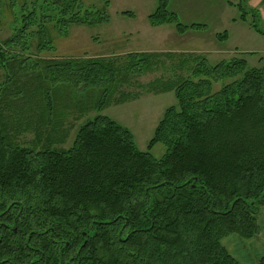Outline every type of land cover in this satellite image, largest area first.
I'll return each instance as SVG.
<instances>
[{"label":"trees","instance_id":"trees-1","mask_svg":"<svg viewBox=\"0 0 264 264\" xmlns=\"http://www.w3.org/2000/svg\"><path fill=\"white\" fill-rule=\"evenodd\" d=\"M157 2L148 16L152 26L173 24L178 33L198 27L179 21L168 0ZM236 5L245 21L247 7ZM6 6L0 1V23L10 29L0 41V264H242L222 239L259 232L264 66L236 56L212 65L204 55L178 53L170 71L188 76L154 81L152 89L173 91L176 103L165 108L146 150L99 113L59 147L64 139L54 132L66 133L65 92L84 98L95 90L96 110L102 109L130 76L171 56L133 52L119 65L109 58L33 61L30 45L53 51L55 34L107 22L106 8L83 0H6ZM24 128L40 132L39 147L17 142ZM157 142L166 147L158 158L149 152Z\"/></svg>","mask_w":264,"mask_h":264},{"label":"rangeland","instance_id":"rangeland-1","mask_svg":"<svg viewBox=\"0 0 264 264\" xmlns=\"http://www.w3.org/2000/svg\"><path fill=\"white\" fill-rule=\"evenodd\" d=\"M0 1H4L6 6V0ZM107 1L104 7L100 0H83L85 5L101 10L106 8L107 22L94 26L71 25L65 36H53V51L37 52L33 44L30 45L31 59L109 58L119 65L126 60V54L133 52L169 53L171 57L160 55L158 65L155 63L148 72L130 76V83L122 84L102 109L96 110L95 90L84 98H72L65 92L63 95L68 101L65 105L68 115L63 122L66 133L59 134L61 130L54 132L64 139L62 143L55 144L59 147L69 146L79 126L99 113L126 127L132 132L137 147L146 150L165 108L176 103L173 91L152 89L158 88L154 81H175L188 76V70L178 74L170 71L172 57H177L178 53L190 54V57L204 55L212 65L236 56L245 58L249 66H264V34L261 33H264V0H168L169 9L177 13L179 21L188 25L199 24L184 33H178L173 24L152 26L149 23L148 16L156 9L157 0ZM239 1L247 7L245 21L240 18L236 5ZM123 11H131L133 15H125ZM5 14H9L7 6ZM222 32L226 36L222 40L217 39L216 34ZM9 34L10 29L3 20L0 23V41ZM3 78L0 70V82ZM232 80L230 77L214 82L213 90ZM121 97L126 98L119 100ZM19 133L17 142L22 145L36 144L39 147V142L44 140L42 137L39 140L37 133L40 132L35 128H24ZM165 148L157 142L149 152L158 158ZM257 217L259 232L254 237L246 239L231 233L222 239V244L242 264H258V257L264 254V206Z\"/></svg>","mask_w":264,"mask_h":264}]
</instances>
